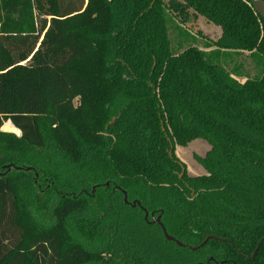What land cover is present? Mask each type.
I'll return each mask as SVG.
<instances>
[{"label":"trees","instance_id":"1","mask_svg":"<svg viewBox=\"0 0 264 264\" xmlns=\"http://www.w3.org/2000/svg\"><path fill=\"white\" fill-rule=\"evenodd\" d=\"M196 139L192 175L175 145ZM133 200L183 243L213 237L179 246ZM207 260L264 264V18L249 0H0V264Z\"/></svg>","mask_w":264,"mask_h":264},{"label":"rangeland","instance_id":"2","mask_svg":"<svg viewBox=\"0 0 264 264\" xmlns=\"http://www.w3.org/2000/svg\"><path fill=\"white\" fill-rule=\"evenodd\" d=\"M203 23L204 22L199 20L198 27H200L207 36L214 38L219 33V30L217 28H210L208 26H205ZM1 128L2 130L19 134V130L14 127L10 121H6ZM208 148L209 144L207 143V141L203 139H196L186 146H177L176 152L178 156L185 162L188 170L192 174H199L203 172V168L196 162L194 154H204L202 152Z\"/></svg>","mask_w":264,"mask_h":264},{"label":"flooded vegetation","instance_id":"3","mask_svg":"<svg viewBox=\"0 0 264 264\" xmlns=\"http://www.w3.org/2000/svg\"><path fill=\"white\" fill-rule=\"evenodd\" d=\"M201 21V20H200ZM203 22V21H202ZM205 26H208V27H210V28H212V26H210V25H208V24H205V23H203ZM198 25H199V21L198 22H196V25H195V27L196 28H198V29H201L200 27H198ZM214 28V27H213ZM201 31H202V29H201ZM203 32V31H202ZM203 34H205L204 32H203ZM206 35V34H205ZM207 36V35H206ZM209 37V36H208ZM204 140V139H203ZM177 146H180V145H175V152H176V148H177ZM207 150V149H206ZM205 150V151H206ZM205 151H203L202 153H205ZM176 154H177V152H176ZM195 155H197V154H194V157H195ZM177 156H178V154H177ZM178 158L185 164V162L178 156ZM196 160V159H195ZM196 162H197V160H196ZM198 163V162H197ZM199 164V163H198ZM200 165V164H199ZM185 166H186V164H185ZM201 166V165H200ZM202 167V166H201ZM186 169H187V171L190 173V174H192L189 170H188V168H187V166H186ZM200 174V173H199ZM192 175H196V174H192ZM118 189H119V186H116ZM123 190V189H122ZM123 192V191H122ZM126 192V191H125ZM124 194V193H123ZM123 200H124V196H123ZM126 203H129V201H128V199H127V193H126V201H125ZM133 203H135L134 205H133ZM132 206H135V205H138V206H140V208L144 211V219L145 220H147L148 219V216H150V221L151 222H155V223H157L159 226H160V224L156 221V219H157V217H159V220H160V222L162 223V221H161V214H155V211H151V212H149L146 208H144L141 204H140V201H138V200H133L131 203H130ZM145 211L147 212V215L145 214ZM163 224V223H162ZM163 226H164V224H163ZM161 227V226H160ZM165 227V226H164ZM166 229V228H165ZM161 230H162V228H161ZM167 231V230H166ZM163 232V231H162ZM168 233V232H167ZM164 234V233H163ZM165 236V235H164ZM172 236V235H171ZM207 236H209V238H211V237H213L212 235H207ZM206 236V237H207ZM205 237V238H206ZM166 238V237H165ZM175 238V237H174ZM205 238H204V240H205ZM208 238V239H209ZM167 239V238H166ZM176 239V238H175ZM207 239V240H208ZM167 240H169V239H167ZM178 240V239H177ZM203 240V241H204ZM206 240V241H207ZM170 241H174V240H170ZM180 241V240H179ZM202 241V242H203ZM205 241V242H206ZM175 242V241H174ZM201 242V243H202ZM204 242V243H205ZM176 243V242H175ZM183 243V242H182ZM200 243V244H201ZM203 243V244H204ZM177 244V243H176ZM184 244H186V243H184ZM198 245V247H200L201 245ZM202 244V245H203ZM188 245V244H187ZM179 246H181V245H179ZM183 246V245H182ZM185 246V245H184ZM190 246H192V245H190ZM186 247H188V246H186ZM197 247V248H198ZM189 248V247H188ZM196 248V249H197ZM190 249H192V248H190ZM193 250H195V249H193ZM210 259H212V258H210ZM222 262V261H221ZM200 264H210V261L209 260H207V262L206 263H200Z\"/></svg>","mask_w":264,"mask_h":264},{"label":"water","instance_id":"4","mask_svg":"<svg viewBox=\"0 0 264 264\" xmlns=\"http://www.w3.org/2000/svg\"><path fill=\"white\" fill-rule=\"evenodd\" d=\"M251 3H252V5H253V7L255 8V10L258 12V14L262 17V18H264V0H249ZM10 168V166L8 165L7 166V169H9ZM16 169H19V168H21V167H15ZM25 169H27V170H29V169H31L30 167H27V168H25ZM35 175L37 176V173L35 172ZM123 191V193H124V201H126V192H125V190H122ZM135 203H133V205H134ZM145 214L147 215V212L145 211ZM156 221L160 224V226H161V228H162V231H163V233H164V235H165V237L167 238V239H169V240H174L178 245H185V246H188L189 248H192V249H196L198 246H190V245H187V244H184V243H182L181 241H179V240H177V239H175L173 236H171L170 234H168L167 233V231H166V229H165V227L163 226V224L160 222V220H159V217H157V219H156ZM209 238V236H207L206 238H205V240L200 244V245H202L207 239Z\"/></svg>","mask_w":264,"mask_h":264}]
</instances>
